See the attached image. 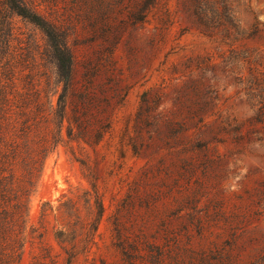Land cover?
Returning <instances> with one entry per match:
<instances>
[{
    "label": "trees",
    "instance_id": "trees-1",
    "mask_svg": "<svg viewBox=\"0 0 264 264\" xmlns=\"http://www.w3.org/2000/svg\"><path fill=\"white\" fill-rule=\"evenodd\" d=\"M206 1L178 3L209 35ZM4 4L42 32L40 59L53 63L55 86L50 94L49 75L30 40L17 39L12 21L0 15V264H19L27 246L34 249L28 264H245L242 239L254 214L248 204L238 206L243 196L227 180L236 155L264 148V101H257L251 116L236 118L207 114L218 104L207 96L168 107L162 90L151 88L112 143L113 96L90 81L78 85L73 46L94 43L111 59L130 30L154 21L153 48L172 19L165 0H50V16L31 0ZM199 91V83L191 82L183 97ZM60 145L80 164L88 187L63 195L55 206L41 202L32 224L31 198ZM110 149L118 157L104 170ZM127 152L144 162L125 169L118 189L125 192L113 196L111 244L120 257L113 263L93 251L106 211L99 182L123 168ZM232 196L238 204L230 211Z\"/></svg>",
    "mask_w": 264,
    "mask_h": 264
},
{
    "label": "rangeland",
    "instance_id": "rangeland-1",
    "mask_svg": "<svg viewBox=\"0 0 264 264\" xmlns=\"http://www.w3.org/2000/svg\"><path fill=\"white\" fill-rule=\"evenodd\" d=\"M31 2L39 12L50 16V0ZM165 2L172 19L153 48L149 39L154 21L130 30L111 59L94 43L73 46L78 85L84 88L90 81L97 86L98 92L104 87L113 96L116 110L112 143L117 141L128 121L131 122L142 93L151 88L152 92L162 90L168 107L178 99L202 101L207 96L218 103L207 114L221 113L236 118L251 116L257 101H264V0H207L203 8L209 15V35L199 32L197 17L192 13L188 16L179 0ZM0 15L12 21L17 39L30 40L33 53L43 65L40 69L49 75L51 94L55 86V68L51 60L40 59L46 48L42 32L9 11L4 0H0ZM191 82L199 83L200 91L183 97L186 84ZM248 87L252 89L249 95ZM72 145L77 150L82 147L77 142ZM219 148L226 152L229 146ZM109 151L102 162L104 170H110L109 165L118 157L117 152ZM235 157L236 165L230 167L227 184L229 189L238 190L243 196L238 206L248 204L254 214V221L242 239L243 259L245 264L249 261L264 264V148L255 146L253 152ZM120 162L123 168L118 173L116 169L99 182L106 211L98 228L97 247L93 249L96 257L113 263L120 258L111 244L109 216L115 204L113 196L119 198L125 192V187L118 191L119 178L125 169L132 166L136 170L144 161L127 152ZM83 173L67 146L60 145L50 154L30 201V223L36 224L41 202L49 200L55 206L63 195L72 196L88 187ZM244 190L249 192L244 193ZM235 204L238 202L232 196L227 209L233 210ZM33 250L27 246L19 264H28Z\"/></svg>",
    "mask_w": 264,
    "mask_h": 264
}]
</instances>
